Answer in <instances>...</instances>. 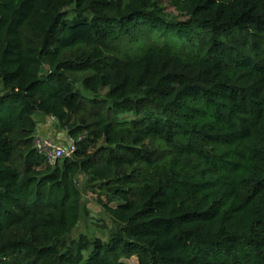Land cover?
Here are the masks:
<instances>
[{
  "label": "trees",
  "instance_id": "trees-1",
  "mask_svg": "<svg viewBox=\"0 0 264 264\" xmlns=\"http://www.w3.org/2000/svg\"><path fill=\"white\" fill-rule=\"evenodd\" d=\"M40 113L83 137L56 166ZM132 258L264 264V0H0V264Z\"/></svg>",
  "mask_w": 264,
  "mask_h": 264
},
{
  "label": "rangeland",
  "instance_id": "rangeland-1",
  "mask_svg": "<svg viewBox=\"0 0 264 264\" xmlns=\"http://www.w3.org/2000/svg\"><path fill=\"white\" fill-rule=\"evenodd\" d=\"M164 9V14L166 15H175L176 12L172 9L168 2H164L162 5ZM70 11V9H69ZM69 19L73 18L71 11L68 13ZM108 89L103 90V95L107 93ZM84 95L88 98L92 96L83 91ZM38 124L40 123V127H43V121H47L50 123L51 127L60 129V133L65 137L64 145L68 144L69 135L68 131L64 130L56 118H46L42 113L37 115ZM55 126V127H54ZM52 132V131H51ZM102 146V145H100ZM93 151V150H91ZM87 176L82 175L79 179V185L82 188L81 192V205L79 211V219L76 225V228L73 233L74 239H79L80 236H86L90 239L100 238L102 240H107L111 230L113 229V221L111 220L108 213L104 211V205L108 203V199L106 195L102 193H94L92 191L83 190L84 186L87 182ZM111 207H115L116 203L110 204ZM127 264H138L136 258H132L130 260L125 261Z\"/></svg>",
  "mask_w": 264,
  "mask_h": 264
},
{
  "label": "built area",
  "instance_id": "built-area-1",
  "mask_svg": "<svg viewBox=\"0 0 264 264\" xmlns=\"http://www.w3.org/2000/svg\"><path fill=\"white\" fill-rule=\"evenodd\" d=\"M68 144H59L54 140L37 135L35 147L39 155L43 156L47 163L56 166L65 159L72 158L77 152V142L83 141V137L77 140L69 137Z\"/></svg>",
  "mask_w": 264,
  "mask_h": 264
},
{
  "label": "crops",
  "instance_id": "crops-1",
  "mask_svg": "<svg viewBox=\"0 0 264 264\" xmlns=\"http://www.w3.org/2000/svg\"><path fill=\"white\" fill-rule=\"evenodd\" d=\"M37 134L40 136L50 138L59 144L65 143L64 141L66 139L60 133V129L51 127L50 123H48V120L43 121V127H40V123H39Z\"/></svg>",
  "mask_w": 264,
  "mask_h": 264
},
{
  "label": "clouds",
  "instance_id": "clouds-1",
  "mask_svg": "<svg viewBox=\"0 0 264 264\" xmlns=\"http://www.w3.org/2000/svg\"><path fill=\"white\" fill-rule=\"evenodd\" d=\"M38 135V134H37Z\"/></svg>",
  "mask_w": 264,
  "mask_h": 264
}]
</instances>
